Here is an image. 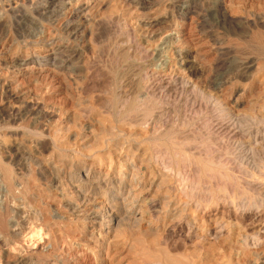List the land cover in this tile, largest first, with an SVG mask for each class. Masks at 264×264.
I'll return each mask as SVG.
<instances>
[{
	"label": "rangeland",
	"instance_id": "obj_1",
	"mask_svg": "<svg viewBox=\"0 0 264 264\" xmlns=\"http://www.w3.org/2000/svg\"><path fill=\"white\" fill-rule=\"evenodd\" d=\"M138 1L0 0V264H264V0Z\"/></svg>",
	"mask_w": 264,
	"mask_h": 264
},
{
	"label": "bare ground",
	"instance_id": "obj_2",
	"mask_svg": "<svg viewBox=\"0 0 264 264\" xmlns=\"http://www.w3.org/2000/svg\"><path fill=\"white\" fill-rule=\"evenodd\" d=\"M58 1V3L60 4V5H63V6H69V5H71V3L73 2V1H81V0H57ZM148 1L149 0H139L137 3H138V6H140V8H141V11H148V9L150 8V6H148ZM218 1V0H217ZM216 1V2H217ZM220 4V3H219ZM56 4H54V3H50V5H48L47 7H44V12H42L44 15H47L49 12H50V9H51V7L52 6H55ZM216 5V4H215ZM41 6V5H40ZM38 7V6H37ZM37 7H36V9H37ZM57 7V6H56ZM216 7V6H215ZM39 8H41V7H39ZM182 8V7H181ZM53 9V8H52ZM183 9V8H182ZM42 10V9H41ZM87 10V6H83V5H81L77 10H76V12H85ZM221 6H217L216 8H215V10H214V12L215 13H220L221 12ZM15 11H17L18 13H23L22 11H20V10H18L17 9V7H15ZM40 17V16H39ZM56 17V16H55ZM85 18V17H84ZM149 19V18H148ZM155 22V21H154ZM76 32V31H75ZM74 32V33H75ZM73 33V34H74ZM172 34V33H171ZM171 34H166L165 36H164V38L162 39V41H163V43H162V45H168V43L172 40V35ZM34 35V34H33ZM41 35V34H40ZM39 35V36H40ZM35 36H36V34H35ZM32 37V36H31ZM173 40H175V39H173ZM172 42V41H171ZM149 45V44H148ZM66 47V46H65ZM172 47V46H171ZM73 51V50H72ZM69 52V51H68ZM161 52H163V51H160L159 52V54H158V57L159 58H161ZM74 53V52H73ZM73 53H72V55H73ZM53 54V56L52 57H50V55H47V56H45L46 58H52V62H54V61H56L57 59H58V56H57V54H54V53H52ZM70 54V55H69ZM68 55L69 56H71V53H69ZM67 55V56H68ZM157 57V58H158ZM71 58V57H70ZM185 60H187V59H185ZM164 63V62H163ZM167 63V62H166ZM165 63V64H166ZM159 64V63H158ZM23 65H26V61H24L23 62ZM186 65H188V63H186V62H183V63H181L180 64V66H186ZM166 67V66H165ZM165 67H163V69L165 68ZM175 68V67H174ZM161 72V71H160ZM164 72V71H163ZM159 73V72H158ZM166 74V73H165ZM168 74V73H167ZM157 76H159V75H157ZM164 77H165V75H164ZM170 78H171V76H170ZM146 93V92H145ZM86 179V178H85ZM132 181V180H131ZM134 181V180H133ZM86 182V181H85ZM87 182H88V180H87ZM97 182V181H96ZM89 183V182H88ZM92 183H93V181H92ZM95 183V182H94ZM97 183H99V182H97ZM102 183V182H101ZM101 183H99V184H101ZM131 183V182H130ZM129 183V184H130ZM87 184V183H86ZM98 186V185H97ZM134 187V186H133ZM81 188V187H80ZM124 189V188H123ZM135 189V188H134ZM134 192H135V190H134ZM115 195V198H116V201L118 200V193H115L114 194ZM113 195V196H114ZM133 196V195H132ZM134 196H136V194L134 195ZM133 196V197H134ZM138 196V195H137ZM136 198V197H135ZM138 198V197H137ZM139 199V198H138ZM138 199H133L132 198V201L131 202H129L130 203V205L132 206V210H133V208H134V202H136V201H134V200H138ZM131 200V199H130ZM119 201H120V199H119ZM124 202V201H123ZM142 202V201H141ZM140 202V203H141ZM118 203V202H117ZM127 204V203H126ZM126 204H125V206H126ZM82 206V205H81ZM117 207V206H116ZM136 207V206H135ZM126 208V207H125ZM75 209V208H74ZM76 210H78V208L76 209ZM82 210H83V208H82ZM89 210V209H88ZM79 211V210H78ZM77 212V211H76ZM124 212V211H123ZM93 213H95L94 211H93ZM125 213V212H124ZM99 214V213H98ZM83 215V214H82ZM89 216V215H88ZM98 216L99 215H96L95 214V217L96 218H98ZM111 216V215H110ZM80 217V216H79ZM91 217V216H90ZM112 217V216H111ZM133 217H135V216H133ZM104 218V217H103ZM125 218H126V216H125ZM86 219V218H85ZM114 219V218H113ZM129 219V218H128ZM130 219H133V218H131L130 217ZM90 220V219H89ZM96 220V219H95ZM97 221V220H96ZM117 220H116V218H115V220H111V222H116ZM95 222V221H94ZM107 222V221H106ZM138 222V221H137ZM109 223V222H108ZM111 225V224H110ZM117 226V225H116ZM135 227V226H134ZM108 231H110L111 232V230H108ZM115 232V231H114Z\"/></svg>",
	"mask_w": 264,
	"mask_h": 264
}]
</instances>
